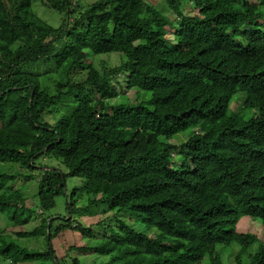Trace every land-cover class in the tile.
<instances>
[{
  "label": "trees",
  "instance_id": "trees-1",
  "mask_svg": "<svg viewBox=\"0 0 264 264\" xmlns=\"http://www.w3.org/2000/svg\"><path fill=\"white\" fill-rule=\"evenodd\" d=\"M34 1L0 0V164L28 180L37 173L38 191L0 193V215L17 237H43L47 248L0 231V258L67 264L54 239L69 230L94 239L92 227L49 215L25 231L62 197L71 216L86 198L150 234L117 219L97 243L71 248L79 255L225 264L222 252L237 247L236 264H264V243L238 231L242 219L264 227V0H161L170 15L144 0H39L64 16L57 29L32 15ZM100 55L125 60L101 73L88 64ZM132 90L150 95L131 104ZM47 161L67 173L41 168ZM10 173L0 186L24 177ZM73 179L80 185L69 192Z\"/></svg>",
  "mask_w": 264,
  "mask_h": 264
},
{
  "label": "rangeland",
  "instance_id": "rangeland-1",
  "mask_svg": "<svg viewBox=\"0 0 264 264\" xmlns=\"http://www.w3.org/2000/svg\"><path fill=\"white\" fill-rule=\"evenodd\" d=\"M98 0H83V4L86 6L91 5L95 3ZM148 3L154 4L159 9H162L165 14L169 13V10L166 8V6L162 3L161 0H144ZM186 8L188 10L186 12H191L189 9H192L193 6L186 5ZM31 13L34 15L38 20L46 23L48 26H51L52 28H59L63 22L64 16L56 11L50 10L48 7L43 5L39 0H36L32 3L31 7ZM194 14V13H191ZM170 15V13H169ZM33 16V17H34ZM171 18H174V16H171ZM125 60L124 57L121 55H100L95 57H90L88 60V64H91L95 69H97L99 72L103 73L104 71L114 69L120 65L122 61ZM88 66H86L87 68ZM40 72H43V70L39 69ZM88 73V70L83 71L76 75V79H79L81 77H85ZM126 81L125 74H122L118 78L119 84L116 83L117 88H120V85H124ZM122 89V88H120ZM150 94H146L137 90H132L129 93L126 94V97L128 98V102L131 104L139 103L140 101H145L148 99ZM240 96H237V98L234 100L233 104H241V101L244 97V94H239ZM117 103H126L127 100L123 95H120L118 99H116ZM252 114V113H251ZM50 121V118L47 119ZM51 122V121H50ZM179 139H183L182 136L177 137ZM42 164V162H39ZM43 166L41 168H45L47 166L48 168H57L61 170L62 173H67V170L61 166L59 163L56 165L53 164V162L47 161L43 162ZM40 166H37L39 168ZM18 173L22 174L24 177L18 178V180L14 183H8L5 186H0V193L7 192L8 190L17 189L22 192V196L24 198H33V196L36 195L38 191L37 186V173H33L34 176L33 179H26V177L29 176L30 172L21 170L17 166L9 165V164H0V173ZM79 180L73 179L68 181V188L69 192L73 188H76L79 186ZM91 197V196H90ZM91 197L89 200H92ZM99 197H97L98 199ZM77 207L79 209V212L70 215L68 211H66L67 206L66 202L62 197H59L57 199V206L54 210L51 212L41 215L40 211L37 213L35 212V215L29 220V222L24 226L25 231H31L35 229L37 226H39L40 221L43 217L51 216L52 218H68L67 221L74 222L75 225L81 224L84 228L92 227L93 232L95 233L94 239H87L84 238L79 232L74 231H65L64 234L59 236L58 238L54 239L51 242V247L56 251V256L59 258L66 257L67 264H72V260L74 258H77L79 260V264H108L110 259L109 257H103L99 255H91V256H83L79 255L78 252L72 251V247H79L82 245H93L97 243L100 239V237H103L105 234V228L108 226H116V220H124L128 224L132 225V228L140 233H145L147 235H150L145 228L140 225L137 220H131L130 216L127 213H120L119 215L116 213V211H111L108 207H102L97 205H88V200L86 198L81 199L77 203ZM33 209V208H32ZM65 216V217H64ZM67 216V217H66ZM73 225V228L75 227ZM17 229H13L11 226L10 221L6 216L0 215V231L3 232V236H8L13 240L18 241L23 246H26L28 249H36V250H42L44 251L47 248V243L45 242L43 237L39 238H25L20 239L17 237ZM238 231L241 233H248L250 235L257 236L258 243L260 242L264 243V227L259 222H253L250 220H244L239 223L238 225ZM237 247L233 248V250H224L222 252V259L224 260L225 264H236L235 262V255L237 252ZM258 250V246H253L250 248L249 253H255ZM0 264H9V262L4 261L0 258ZM244 264H248V262L244 261Z\"/></svg>",
  "mask_w": 264,
  "mask_h": 264
},
{
  "label": "clouds",
  "instance_id": "clouds-1",
  "mask_svg": "<svg viewBox=\"0 0 264 264\" xmlns=\"http://www.w3.org/2000/svg\"><path fill=\"white\" fill-rule=\"evenodd\" d=\"M66 220H67V218H66Z\"/></svg>",
  "mask_w": 264,
  "mask_h": 264
},
{
  "label": "water",
  "instance_id": "water-1",
  "mask_svg": "<svg viewBox=\"0 0 264 264\" xmlns=\"http://www.w3.org/2000/svg\"><path fill=\"white\" fill-rule=\"evenodd\" d=\"M68 219V218H67Z\"/></svg>",
  "mask_w": 264,
  "mask_h": 264
}]
</instances>
